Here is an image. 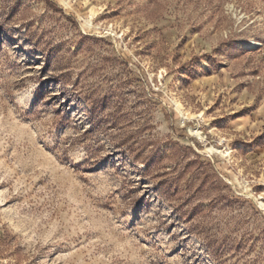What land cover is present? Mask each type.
Instances as JSON below:
<instances>
[{
  "label": "rangeland",
  "instance_id": "rangeland-1",
  "mask_svg": "<svg viewBox=\"0 0 264 264\" xmlns=\"http://www.w3.org/2000/svg\"><path fill=\"white\" fill-rule=\"evenodd\" d=\"M0 264H264V0H0Z\"/></svg>",
  "mask_w": 264,
  "mask_h": 264
},
{
  "label": "bare ground",
  "instance_id": "bare-ground-1",
  "mask_svg": "<svg viewBox=\"0 0 264 264\" xmlns=\"http://www.w3.org/2000/svg\"><path fill=\"white\" fill-rule=\"evenodd\" d=\"M248 46H249V48H254L255 47V44H254V42H252L251 44H248Z\"/></svg>",
  "mask_w": 264,
  "mask_h": 264
},
{
  "label": "trees",
  "instance_id": "trees-1",
  "mask_svg": "<svg viewBox=\"0 0 264 264\" xmlns=\"http://www.w3.org/2000/svg\"><path fill=\"white\" fill-rule=\"evenodd\" d=\"M152 164H150V165H147V171H149L151 168H152Z\"/></svg>",
  "mask_w": 264,
  "mask_h": 264
}]
</instances>
